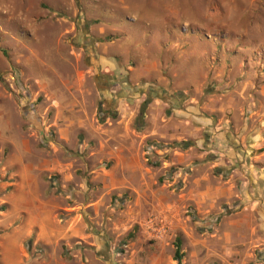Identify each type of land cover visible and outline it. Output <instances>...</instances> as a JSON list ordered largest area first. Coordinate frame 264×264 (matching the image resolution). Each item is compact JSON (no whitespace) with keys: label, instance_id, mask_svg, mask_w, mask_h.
I'll list each match as a JSON object with an SVG mask.
<instances>
[{"label":"rangeland","instance_id":"1","mask_svg":"<svg viewBox=\"0 0 264 264\" xmlns=\"http://www.w3.org/2000/svg\"><path fill=\"white\" fill-rule=\"evenodd\" d=\"M263 161L264 0H0V264H264Z\"/></svg>","mask_w":264,"mask_h":264},{"label":"trees","instance_id":"2","mask_svg":"<svg viewBox=\"0 0 264 264\" xmlns=\"http://www.w3.org/2000/svg\"><path fill=\"white\" fill-rule=\"evenodd\" d=\"M152 147V146H151ZM129 238V237H128ZM29 243H31V240L28 241ZM173 248H174V255H173V259L177 264H181L182 261V254L180 252L181 249V242L179 239H175L174 243H173Z\"/></svg>","mask_w":264,"mask_h":264},{"label":"crops","instance_id":"3","mask_svg":"<svg viewBox=\"0 0 264 264\" xmlns=\"http://www.w3.org/2000/svg\"><path fill=\"white\" fill-rule=\"evenodd\" d=\"M232 161L235 162V159H232ZM263 163H264V161H263ZM255 181H256V182L258 181L257 178H256ZM39 239H40V241L43 242L44 244H47V241H46V239L43 237L42 234H40ZM2 263H3V264H9V263L6 262V259H4V258H3ZM11 264H18V263H16V262H15V263H12V262H11ZM42 264H49V263H46V262L44 263V262H43Z\"/></svg>","mask_w":264,"mask_h":264}]
</instances>
